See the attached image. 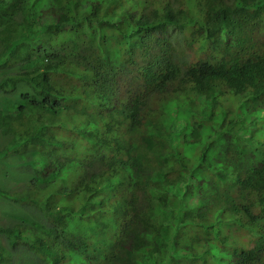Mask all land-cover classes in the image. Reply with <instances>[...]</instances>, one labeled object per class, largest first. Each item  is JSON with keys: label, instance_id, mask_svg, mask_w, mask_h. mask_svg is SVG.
Here are the masks:
<instances>
[{"label": "trees", "instance_id": "1", "mask_svg": "<svg viewBox=\"0 0 264 264\" xmlns=\"http://www.w3.org/2000/svg\"><path fill=\"white\" fill-rule=\"evenodd\" d=\"M0 73L38 264H264V0H0Z\"/></svg>", "mask_w": 264, "mask_h": 264}, {"label": "rangeland", "instance_id": "2", "mask_svg": "<svg viewBox=\"0 0 264 264\" xmlns=\"http://www.w3.org/2000/svg\"><path fill=\"white\" fill-rule=\"evenodd\" d=\"M168 34L177 42L182 43L181 34L177 29H169ZM13 72L15 75L16 71ZM1 75L2 73H0V77ZM12 79L17 80L18 77L12 74ZM22 89H25L23 85L19 91ZM16 95L17 93L4 94L0 92V106L14 102ZM7 141L8 138L0 135V150ZM32 175L33 171L30 164L20 156L11 154L0 160V189L17 191L27 184ZM37 215L38 213L34 209L11 203L0 197V226L2 227H7L21 218L35 219ZM0 249H4L12 255L10 264H38L37 258L28 249L20 245L17 239L9 233H0Z\"/></svg>", "mask_w": 264, "mask_h": 264}]
</instances>
